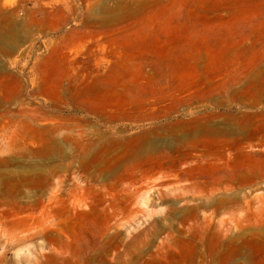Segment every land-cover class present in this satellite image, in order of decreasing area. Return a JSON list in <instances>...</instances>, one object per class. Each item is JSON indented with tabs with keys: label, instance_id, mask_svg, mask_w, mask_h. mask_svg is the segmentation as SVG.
I'll use <instances>...</instances> for the list:
<instances>
[{
	"label": "rangeland",
	"instance_id": "1",
	"mask_svg": "<svg viewBox=\"0 0 264 264\" xmlns=\"http://www.w3.org/2000/svg\"><path fill=\"white\" fill-rule=\"evenodd\" d=\"M0 264H264V0H0Z\"/></svg>",
	"mask_w": 264,
	"mask_h": 264
}]
</instances>
